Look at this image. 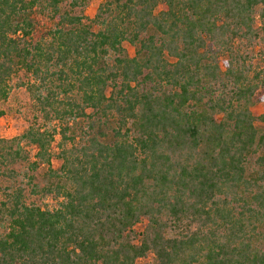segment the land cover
Instances as JSON below:
<instances>
[{"label":"trees","instance_id":"obj_1","mask_svg":"<svg viewBox=\"0 0 264 264\" xmlns=\"http://www.w3.org/2000/svg\"><path fill=\"white\" fill-rule=\"evenodd\" d=\"M86 2L0 0V103L24 70L43 120L0 139V264H264V0Z\"/></svg>","mask_w":264,"mask_h":264},{"label":"rangeland","instance_id":"obj_2","mask_svg":"<svg viewBox=\"0 0 264 264\" xmlns=\"http://www.w3.org/2000/svg\"><path fill=\"white\" fill-rule=\"evenodd\" d=\"M102 0H87L83 10H76V14L82 13L86 18L85 23L90 24L93 30H97L98 26L91 24V20L97 11L98 5ZM33 16L35 17V34L36 36H41L46 30L52 29L54 22L50 20L49 14L42 10L34 11ZM123 47L129 56L134 55V47L128 43H124ZM254 56L253 64L256 66H261L256 55ZM33 82V78L26 73L24 70H19L15 75L11 77L9 82L10 92L7 99L0 103V108L4 111V116L0 118V139H11L21 135L30 125L41 124L43 122L40 114L36 111L34 103L30 99L28 92L26 91L23 84ZM259 96V95H258ZM252 113L255 116L264 113V102H257L252 108ZM88 112H91L88 110ZM109 126L114 127L113 124ZM111 129H108L109 135ZM107 131V130H106ZM57 140L59 138L57 137ZM54 152H56L57 147L54 146ZM34 151H30L29 162L34 160ZM52 165L58 168L60 161L53 158ZM11 168L17 173V177L14 181L3 180L1 184L3 187H21L24 189L25 201L27 204H36L41 207L50 206L51 201L49 199H44L41 197L34 196L30 193L31 185L28 181V176L32 175L34 177L33 183L42 186L43 185V173L45 167L38 168L35 172H30L28 170V165L26 163H17L12 165ZM6 227L0 229V233L5 232Z\"/></svg>","mask_w":264,"mask_h":264}]
</instances>
